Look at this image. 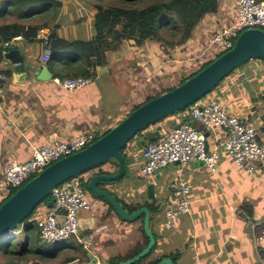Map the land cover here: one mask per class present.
Masks as SVG:
<instances>
[{"label": "crops", "instance_id": "obj_1", "mask_svg": "<svg viewBox=\"0 0 264 264\" xmlns=\"http://www.w3.org/2000/svg\"><path fill=\"white\" fill-rule=\"evenodd\" d=\"M61 1L63 8L52 27L59 26L57 32L61 38L91 40L94 30L92 26L84 24L85 15L89 17L88 10H83L84 4L80 0ZM221 3L219 13L206 18L194 32L183 56L177 55L180 54L178 48L174 50L175 56L186 58L190 52L202 54L201 47L209 42V34L215 24L231 22L237 11L235 2L221 0ZM12 45L28 59L37 61L40 65H47L53 79L56 77L50 68L51 64H54L57 71L62 68L64 59L73 58L70 54L58 57L54 63L43 64L40 59V39L34 44L22 39ZM160 46L156 41L147 42L142 45V50L148 54L151 48L160 52L163 51ZM149 56L151 60L148 59L142 64L135 60L131 51L126 54V49L110 53L107 64L97 69L96 77L88 79L90 83L84 88L73 91L56 86L53 79L48 82L27 79L18 83L13 78L14 70L11 64L7 61L1 64V72L11 71L12 74L10 78L5 75L3 82L0 181L7 164L30 160L33 146L69 141L83 134L101 137L147 99L177 87L184 79L185 73L187 77L191 76L190 69L182 61H177V64H161L158 58L152 54ZM80 65L77 62L73 67ZM111 70L118 79H112ZM162 70L165 74L161 76L159 73ZM249 73L250 71L242 70L239 75L230 76L210 97L219 100L231 113L250 122L264 146V110L260 111L258 104L264 100V83L253 84ZM119 82L135 84L137 89L129 96L131 103L118 108L115 107L111 89ZM153 90L155 94L150 95ZM185 122L200 127L186 111L151 126L148 131L155 132L156 139L162 140L175 126ZM144 134L138 135L123 151L127 161L126 175L119 181L98 185L101 190L113 194L129 214H132L129 210L135 208V212L141 208L149 209L150 230L154 235L155 244L146 255L148 258L144 264L156 260L162 262L165 259L172 260L174 264H264V239L260 240L264 226V178L248 174L219 148L221 160L216 172L209 171L203 162H196L187 165L174 164L154 175L144 177L141 174L145 165L143 150L137 146V143L141 142L145 148L149 143ZM206 139L207 150L212 152L220 142L226 141L227 133L216 129L207 132ZM101 170L109 173L107 175H115L118 172L116 165H110L109 168L103 166ZM99 171L100 169L90 171L80 180L86 183L91 177L99 175ZM178 180L190 182V214L180 216L169 227L165 211L175 201L173 183ZM150 184L155 185L154 200L148 197ZM86 196L91 203V210L82 211L79 215L80 237L71 239L70 246L58 250L56 257L49 260L50 264H115V260L123 259L119 263L121 264L133 259L130 255L134 251L142 248L140 254L148 247L150 240L144 229V215L129 222L113 212L103 198L90 192H87ZM45 207L49 208L44 204L39 208L40 211L46 209ZM86 238H92L89 248L81 242Z\"/></svg>", "mask_w": 264, "mask_h": 264}, {"label": "built area", "instance_id": "obj_2", "mask_svg": "<svg viewBox=\"0 0 264 264\" xmlns=\"http://www.w3.org/2000/svg\"><path fill=\"white\" fill-rule=\"evenodd\" d=\"M233 1L237 11L231 22L224 25L217 24L212 28L206 49L200 56L194 58L195 64L191 63L196 71L190 75L201 71L207 64L206 61L213 62L218 56L232 50L244 31L264 30V1ZM49 37L50 32L47 29L38 31V39L42 44L41 62L43 64H48L52 56ZM19 40L21 37L14 39L13 42ZM10 46L13 45H5V53ZM4 80L5 75L0 71V114L4 111ZM52 81L56 86L70 91L84 88L90 83L84 77L55 78ZM188 113L195 122L200 124V127L185 122L180 124L179 128H173L166 138L149 142L142 151V158L145 161L141 169L142 176L154 175L174 164L187 165L196 162H203L209 171L216 172L221 160L219 148L223 149L234 163L244 168L248 174L264 178V146L259 141L257 130L250 122L231 113L219 100L211 99L210 96L190 106ZM216 129L224 130L227 133V139L223 143L220 142L216 146L217 149L208 152L206 133ZM98 138L95 134H83L69 141L33 146L29 161L24 163L13 161L6 165L3 179L0 181V205L45 169L81 152ZM87 192L89 191L85 188V183L80 178H74L52 193V207H45L43 211L38 209L29 220L30 223H36L42 241L54 245L80 237L79 215L82 211L91 210ZM190 193L189 180H178L173 183L175 201L165 211L169 227L180 216L190 214ZM261 239H264V226ZM81 242L89 248L92 238H86Z\"/></svg>", "mask_w": 264, "mask_h": 264}, {"label": "trees", "instance_id": "obj_3", "mask_svg": "<svg viewBox=\"0 0 264 264\" xmlns=\"http://www.w3.org/2000/svg\"><path fill=\"white\" fill-rule=\"evenodd\" d=\"M80 1L94 12V35L89 41L61 38L57 32L59 26L52 27L63 8L61 0H0V5L3 3L7 4L4 10L0 9V19L5 22L17 16V21L14 23L5 22L0 25V65L6 62L4 58L6 52L5 45H12L13 40L19 37H22L23 40L28 43L34 44L39 41L38 31L47 29L50 30L49 40L52 50L50 62L54 63L60 56L73 55L72 59H64L62 68H58L59 70L57 69V71L54 68V64H51L50 68L54 76L56 78L61 77L62 79L64 77L95 78L97 69L107 64L108 54L119 51L124 41L134 40L138 46L145 45L147 42L156 41L160 43V47L165 53L173 52L176 48L181 50L180 46H187L194 32L201 27L206 18L211 15H216L221 8L219 4L220 0H118L123 4L127 3L133 5L137 3L138 6L132 8H125L122 6L104 7L106 3L114 0ZM39 19L40 23L33 24L34 21ZM164 33L170 34L171 38L167 39L163 37ZM176 37H178V40ZM165 43H168L169 46ZM207 45L208 43L202 45L201 50L206 48ZM167 47H169L168 49L170 50H167ZM77 62L81 65L73 67V64ZM210 63H208L206 67ZM64 71L67 72L64 73ZM11 74V71L4 72V75L8 78L11 77ZM196 74L191 75L187 79L194 77ZM187 79H183L179 85L184 83ZM161 95L162 94L147 99L134 110ZM189 109L190 108L182 110L179 113L186 112ZM156 132L158 135L160 134L158 130ZM142 134L143 133L139 134V136H142ZM111 161L114 162V160H109L93 170L100 169L98 172L99 175L109 174L101 170V168ZM115 163L118 168V163L116 161ZM82 176L83 175H80L76 178H81ZM93 177H91L88 182H90ZM88 182L85 183L86 187ZM103 200L110 206L113 212L117 213L107 200ZM46 203L47 202H44L43 204ZM136 210L137 208L129 211L133 214ZM31 218H29V220ZM20 228L21 227H18L11 233H8L5 241L2 239L0 240V256L4 258L9 257L10 259L4 264H17L16 262L33 255L39 256L45 260L54 259L56 257L58 250L43 251L40 245L36 246L34 244V241H38L39 243L42 241L36 223L31 222L27 224L24 227L25 240L16 242L15 236L19 233ZM140 251H142V248L134 251L130 257H136L139 255ZM147 258L148 256L141 259L136 264H144ZM121 260L123 259H117L114 263L119 264ZM160 262V260H156L148 264H159Z\"/></svg>", "mask_w": 264, "mask_h": 264}, {"label": "water", "instance_id": "obj_4", "mask_svg": "<svg viewBox=\"0 0 264 264\" xmlns=\"http://www.w3.org/2000/svg\"><path fill=\"white\" fill-rule=\"evenodd\" d=\"M7 50L4 58L11 64L14 70L13 78L16 82L23 83L27 79H32L35 82H48L53 79V74L47 65H40L37 61L28 59L14 45L8 47ZM252 60L264 61V30L249 29L244 31L232 50L218 57L194 77L187 79L185 73L183 77L187 80L184 83L137 108L86 149L51 165L10 196L0 205V240L18 227H25L29 224V218L44 202H47L46 205L49 208L52 207L53 201L49 198L51 199L52 193L59 186L92 171L109 160H114L118 163V172L115 175L94 176L87 183V190L91 194L107 200L123 220L131 222L141 215L145 216L144 229L150 243L138 256L121 264H133L146 257L155 244L154 235L150 230L149 209L141 208L137 212L129 214L113 194L101 190L98 185L119 181L126 175L127 161L123 151L139 134L145 133L144 136L148 142L155 141L156 133L148 131L151 126L190 108L194 103L216 90L234 71ZM179 126L177 125L175 128H179ZM137 146L144 149L141 142H138ZM148 197L150 200L155 199L154 184L148 186ZM52 247L53 244L46 241L41 243V248L45 251L51 250ZM160 264L174 263L170 259H165Z\"/></svg>", "mask_w": 264, "mask_h": 264}, {"label": "rangeland", "instance_id": "obj_5", "mask_svg": "<svg viewBox=\"0 0 264 264\" xmlns=\"http://www.w3.org/2000/svg\"><path fill=\"white\" fill-rule=\"evenodd\" d=\"M219 4H220V6L222 5L221 4V0L219 1ZM6 5L7 4H5V3L1 4L0 5V9L4 10ZM109 6H122V7H125V8H132V7H136L138 5H137V3L133 4V5L127 4V3L123 4L122 2H120L118 0H114V1H109L108 3H106L104 5L105 8H107ZM83 10H88V13H89V17L88 18H87V14L84 17V20H83L84 24H88L89 26H92V28H93L94 27L93 26L94 25V12L92 10H90L88 8V6H85V5H83ZM220 10H221V8H220ZM15 21H17V16L12 17V18L6 20L5 22L6 23H14ZM5 22L2 19H0V25L4 24ZM37 23H40V19L33 22V24H37ZM220 23L223 24L222 22H218L216 24H220ZM93 30H94V28H93ZM163 37H165L167 39L171 38L170 34H167V33H164ZM22 39L23 38L21 37V40ZM176 39L178 40V37H176ZM84 41H87V39H84ZM12 43H14V42H12ZM165 44H167L169 46L168 43H165ZM180 47H181V50H179L180 54H178V55H181V57H182L183 54H184L185 47L184 46H180ZM167 48H169V47H167ZM121 49L122 50L126 49V54H128V52L131 51V54L134 56L135 60L139 61L142 64H144V62L146 60H148V59H149L148 61L151 60V57L149 56V54H152L153 56H155V58H158L161 61V64H177V61H182L183 64H187L186 67H188L190 69L191 73L196 71V69H192L193 66L191 65V63L194 62V64H195L194 58L199 55V54L197 55V54H194V53L190 52L189 55L186 56V58H178L177 56H175L174 51L171 54H166L164 51L157 52L153 48L149 49L150 52L148 54V52L143 51L142 50V46H138L134 40H126V41H124ZM204 49L202 51H204ZM195 55H197V56H195ZM40 57H42V51H41V56ZM132 60H133V57H132ZM206 63L208 64V61H206ZM206 65H205V67H206ZM201 68H203V67H201ZM242 70L250 71L249 75H251L250 77L253 78V79H250V80H253L252 81L253 84H259V82H260V84L264 83V62L263 61H261V60H252L249 63H247L246 65H244L243 67H241V68L237 69L236 71H234V73L231 76L235 77L236 75H239V72H241ZM160 74H161V76L164 75L165 71L162 70V72L159 73V75ZM110 75H111L113 80L118 79L116 76H114V71L113 70L110 71ZM229 78L230 77H228L227 79H229ZM136 89H137V87L135 86V84H129V83H125V82L116 83L114 88L111 89L113 97H114L115 107L119 108V107H122L124 105H129L131 103V99H129V96H130L131 92L135 91ZM146 91H150V90L146 89ZM137 93H140V92H137ZM212 93L209 94L208 96L212 95ZM154 94H155V91L153 90L150 95H154ZM148 95H149V93H148ZM258 104L261 107V109H259V110L260 111L264 110V105H261V104H264V100L259 101ZM260 107H258V108H260ZM110 165H114L115 166L116 165L115 161L111 162V163H108L105 166L107 168H109ZM139 169L140 168H138V170ZM85 188L87 189L86 186H85ZM49 200H50V198H49ZM41 206L42 205H40L35 212H37L38 209ZM24 237H25L24 227H21L19 233L15 236V241L16 242H20L22 240L24 241L25 240ZM6 238H7V236H4L2 238V240L5 241ZM69 241L61 242V243H55L53 245V247L51 248V250H63L66 247L71 245V241L70 242ZM34 244L36 246L40 245V247H41V243H39L38 241H34ZM8 260H10L9 257L4 258L3 256H0V264H4L5 262H8ZM16 263L17 264H50L51 262L49 260L42 259L39 256H34L33 255V256L27 257L26 259L20 260V261H18Z\"/></svg>", "mask_w": 264, "mask_h": 264}, {"label": "clouds", "instance_id": "obj_6", "mask_svg": "<svg viewBox=\"0 0 264 264\" xmlns=\"http://www.w3.org/2000/svg\"><path fill=\"white\" fill-rule=\"evenodd\" d=\"M51 200V199H50Z\"/></svg>", "mask_w": 264, "mask_h": 264}]
</instances>
